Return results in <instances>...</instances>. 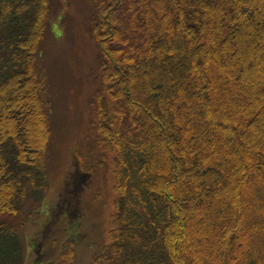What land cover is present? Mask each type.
I'll list each match as a JSON object with an SVG mask.
<instances>
[{
    "label": "trees",
    "instance_id": "1",
    "mask_svg": "<svg viewBox=\"0 0 264 264\" xmlns=\"http://www.w3.org/2000/svg\"><path fill=\"white\" fill-rule=\"evenodd\" d=\"M86 1L99 84L91 130L113 153L116 195L93 264H264L250 247L253 236L264 250V222L244 224L264 203L243 200L264 194L252 184V165L264 178V0ZM52 3L0 0V264H24L27 216L10 220L36 214L49 185L39 51ZM233 94L247 104L231 114ZM71 246L52 264H69Z\"/></svg>",
    "mask_w": 264,
    "mask_h": 264
},
{
    "label": "rangeland",
    "instance_id": "2",
    "mask_svg": "<svg viewBox=\"0 0 264 264\" xmlns=\"http://www.w3.org/2000/svg\"><path fill=\"white\" fill-rule=\"evenodd\" d=\"M90 15L91 9L86 0H53L48 28L41 42L40 74L45 80L44 99L48 104L51 128L46 154L49 185L36 207L37 214L29 215L23 230H19L26 249L25 264H39L41 261H48L47 264H50L52 260L59 261L57 254L69 237L76 239L71 246L74 258L69 264H93L94 254L100 253L108 243L107 234L116 197L112 191L110 176L113 153L106 149H96V140H93L96 135L94 138L91 130L94 119L91 99L99 84L96 79L97 53L90 36ZM238 56V49L234 46L233 57ZM245 63L247 69L250 64H247V60ZM137 75L141 76V72H137ZM248 83H254V79H248ZM242 85L243 89L247 88V84ZM224 86L219 85L218 95L213 101L215 107L222 98ZM232 99L236 107L228 110L231 114L239 111V102L247 104L245 98L234 94ZM250 103L254 104V100H250ZM255 119L260 122L258 116ZM239 121V116H236V122ZM248 128L245 125L244 130L247 131ZM236 134L239 135L240 131H236ZM221 138L226 141L228 136L223 135ZM242 140H245V136ZM217 146L221 147L219 143ZM77 168L81 171L75 173ZM252 169L255 170L257 179H260H253V186L256 187L261 182L264 187L260 168L254 164ZM88 170L90 175L85 176L83 171ZM59 196L63 199L62 210L70 209V216L66 220L61 218L62 213L54 212L53 207ZM243 200L250 204L252 200L264 203V194L249 191L243 194ZM224 204L227 208L226 217L229 219V204L227 201ZM251 207L253 211L254 205ZM29 209L25 208L10 223L19 222L30 212ZM253 212V215L247 214L244 217L245 225H250L253 221L264 222V211L255 209ZM73 220L77 227L65 228ZM194 240L198 242V239ZM256 240V237H250V241H254L250 245L254 251L253 260L258 259L264 251ZM69 242L70 240L66 244ZM205 250L209 252L207 247ZM211 253L209 252L212 257Z\"/></svg>",
    "mask_w": 264,
    "mask_h": 264
}]
</instances>
